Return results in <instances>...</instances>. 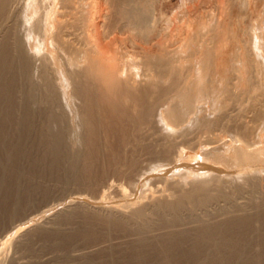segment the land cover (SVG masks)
I'll list each match as a JSON object with an SVG mask.
<instances>
[{"label": "bare ground", "instance_id": "bare-ground-1", "mask_svg": "<svg viewBox=\"0 0 264 264\" xmlns=\"http://www.w3.org/2000/svg\"><path fill=\"white\" fill-rule=\"evenodd\" d=\"M11 1L15 0H0V16L7 14L8 20L14 22L13 25L19 35L13 45L14 62H11L16 66L13 69H18L20 77L17 79L26 83V87H20L18 93L21 101L25 102L22 103L27 107L35 111H39L36 110L38 107H43L47 129L54 138L53 142L57 145L61 143L59 136L63 128L60 122L64 119L69 124L76 142L72 153V157L75 158L81 155L80 150L84 146L88 148L90 145L89 148L92 147L93 150L97 148L101 135L99 132L97 133L99 135L95 134L97 129L104 132L101 135L104 140L113 137L117 139L116 141L119 140L121 145H124L129 138L141 145L143 138L154 137L156 143L152 144L151 151L153 154L155 152L156 157L150 161V165H153L150 167L152 171L147 172L164 170L168 173L162 176V180L159 178V182H164L163 188L157 190L158 186L155 187L157 189H153L149 203L144 206L123 212L91 206L89 203V205L81 202L73 203L71 200L73 204L69 202L70 206L61 210L63 213H89L102 217L106 223L114 221L115 225L131 220L134 224H140L138 230L135 229L136 235L141 239L150 240L163 235L164 232L156 234L157 230V232L166 230L164 238L167 240L174 234L181 237L189 235L192 231L203 234L202 238L204 235H210V232H214L212 233L214 235L218 234L220 238L221 235L215 231L221 228L214 229L218 226L216 225L218 220L226 222L225 228L230 226L238 228L253 216L264 218V53L260 52L262 48L255 47L258 45L253 46L263 54L259 56V53H253L256 51L251 53L246 48L251 42L245 41L246 44L241 41L239 49L241 63L232 72L234 78H228L234 83L218 78L220 70H217V66L215 77L210 78L209 75L206 80L205 76L208 72L210 74L211 67L222 62V59L210 55L209 50L215 47L212 45L214 40L201 38L198 43L194 44V42V46L191 47L193 49L189 48V50L190 44L186 48L188 42L178 48H174L176 41H172L173 43L167 41V44L160 42L154 45L158 51L156 55L151 54L154 50L151 49L152 47L149 49L142 47L141 55H135L127 50L124 40H121L120 48H112L119 38L111 37L113 32L110 33V30L115 29L114 31H118L117 33L121 35L124 28L139 31L144 27L152 29L155 27L152 18L148 19V14H145L144 6L139 7L142 5V0H18L15 11L11 10V6L10 9L8 7ZM104 6L107 10L103 8ZM65 9L70 11L68 16L72 17L73 23L70 26L80 30L78 33L80 39H69L73 31L67 33L65 21H61L65 17ZM29 10L31 13L27 16L26 11ZM117 18L124 20L125 25L117 26L119 25H116ZM3 22L6 23L5 20ZM105 30H108V34ZM101 31L104 32V37ZM143 39V44L147 45V38ZM2 40L3 38H0V43ZM214 44L216 45L217 42ZM138 46L135 42H131L132 48ZM246 58L250 59V64L246 63ZM141 66L139 70L137 67ZM256 90H261L260 96L263 99L260 97L262 100L259 104H253L249 110L246 109L249 120L241 123V117H239L240 121L238 118L228 119L229 105L243 98L251 99L252 94H257ZM239 102L241 104V101ZM237 110L241 111V109ZM29 111L28 109L27 112ZM226 118L229 123L227 126L232 122L235 124L232 129L236 136L230 139L227 137L229 140L222 141V136H213L211 132L209 135L213 137H207L206 140L198 138L200 142L198 141L197 148L199 147L198 150L202 152L203 157V166L198 169L199 175L197 173L191 175L187 172L171 175L168 168L178 158L179 153L176 150L179 146L190 145L192 140L190 137L194 133L222 128L224 126V124L221 126L222 121ZM243 118L245 117L242 116V120ZM95 119L102 120V124L105 122L104 126L99 125L97 128L99 122ZM255 122L259 126L249 128L251 123ZM254 130L256 136L247 134V131L254 133ZM89 156L92 158V155ZM67 169L75 175L77 163L71 164ZM155 179L154 184H161L155 183ZM149 184L151 183L148 182V186ZM120 186L115 187L110 184L106 191L115 187L116 192H124ZM146 200L148 201V198ZM224 217L228 223L223 221ZM187 219L190 222H186ZM38 223L31 226L25 223L17 227L23 232L18 239L16 238L14 244H23L28 236L36 231L56 233L52 232L57 229L53 228L56 225L53 224V220L43 222L44 224ZM160 224L165 225L161 227ZM219 238L217 240H220ZM203 239L206 240L207 237ZM145 241H139V246H147ZM6 244V240L0 242V254ZM21 264L29 263L22 260Z\"/></svg>", "mask_w": 264, "mask_h": 264}, {"label": "rangeland", "instance_id": "rangeland-1", "mask_svg": "<svg viewBox=\"0 0 264 264\" xmlns=\"http://www.w3.org/2000/svg\"><path fill=\"white\" fill-rule=\"evenodd\" d=\"M15 1H11L10 3L13 4L9 3L8 5V7L11 6V10H16V7H18V0L16 4ZM142 1V5L140 4L141 6L139 7L144 6L143 9H146L144 11L145 14H148V19L152 18L155 22L154 30L149 27H144L139 29V31L137 29L132 31L130 28H124L123 34L120 35L117 33L118 31H114L115 29L111 31L106 28L110 30V33L113 32L110 35L111 37L119 38V43L116 42L117 44L115 43L112 48H120V42L124 40L127 50L135 55H141L142 47L144 49L152 47L151 49L154 50H152L151 54L156 55L158 51L155 48V44H160V42L161 44L163 42L167 44V41H176L177 44L174 48H178L188 42L186 48L190 44L188 46L189 50L201 38L214 40V43L217 42V44H212L215 46L214 48L210 45L212 48L209 50L210 55L220 60L222 59V62L220 65L215 64L214 67H211L210 74L208 72V75L205 76L206 80L209 75L210 78L215 77L217 70H220L217 77L223 80L227 79L230 82L234 78L232 72L241 63L239 51L241 41H246L247 43L254 41L252 47H250L251 43L250 46L245 43L253 49L255 47L262 48L263 51L261 49L260 52L264 53V0ZM103 8L107 10L106 6ZM29 11H26L27 16L31 13ZM65 11V14L63 13L65 17L61 21H65L67 33L73 31L69 39H80L78 36L80 30L77 27L74 28L75 26H70L73 23L72 17H69L70 11L68 10L69 13L67 9ZM0 18L2 19H0V38H3V43H0V49H2V51L0 50V242L5 240L7 242L0 254V264H19L20 262L22 263V260L29 264H264V218L260 219V216L249 218L244 224L245 226L241 225L238 228L235 226L225 228L227 226L226 222L218 220V224L216 223L218 225L216 226L217 228H212L215 230L221 228L222 230L215 232H218L222 238L221 236L219 238L218 234L215 233L216 236L212 234L214 232H210V235H208L211 238L208 235H204L207 237V242L203 239L206 237L203 236L202 238L203 234L200 235L198 231L195 233L192 231L189 235H185L186 237L181 236L182 238L174 234L167 240L164 238L166 230H160L159 232L157 230L156 234L164 232L163 235L156 237L155 240L141 239L140 236L136 235L137 232L135 231V229L138 230L137 228H139L140 224L138 225L135 222L136 225L131 220L127 221L128 223L124 222V224L117 222L118 224L115 225L116 222L114 221L106 223V220L104 221L102 217L93 216L89 213H63L62 211L66 207L68 208L71 202L89 203L91 206L111 208L123 212L144 206L149 203V197L154 192L153 189L158 188L157 190H159L163 188L164 185L162 184L164 182H159V178L162 180V176L168 173L164 170L152 173L147 172L152 171L150 167H153V165H150V161L153 157H156L154 156L156 155L155 152L153 154V151H151L153 150L151 146L156 143V139L147 135L146 139L143 138L141 145L140 143L137 144V141L135 143L131 138H129L130 140L127 138L128 140L124 141V145H121L119 144L120 141H116L117 139L113 137L109 140H104L101 137L104 132L97 129V131L95 130L96 133H94L96 135L101 134L97 144L98 150L96 148L94 151L92 147L89 148L90 145H88V148L84 146L87 149L83 147L80 150L81 155L75 158V156L72 157V153L75 150L76 142L72 136L69 124L64 119L60 122V126L63 128L59 136L61 143L58 145L54 143V138L50 136L51 133L47 129L43 107L40 106L36 109L39 111H35L27 107L24 101H21L18 92L20 87H26V83L19 82L17 79L20 77L18 76V69H13V67H16L13 63V45L19 35L13 25L14 22L10 19L8 20L7 14H1ZM117 19L116 25L119 24L117 26L125 25L124 20ZM108 30H105L107 34ZM103 31H101L102 37H104ZM143 38H147L148 46L143 44ZM131 42H135L139 46L132 48ZM169 42L168 44H170ZM255 42L257 43L255 44ZM254 45L258 46L253 47ZM248 46L246 48L251 53L253 51H256L253 53H259L255 49L251 50ZM170 49L172 50L173 48ZM260 55L263 54L259 53ZM249 61L250 59L246 58V63L250 64L251 61ZM216 66L217 70L215 69ZM137 68L140 70L142 66ZM228 78H232V81ZM256 91L259 94V98L254 93L255 96L252 94L251 99L243 98L230 104L227 109L230 115L227 118L231 120L238 118L239 120V117H241V121L239 120L241 123L245 120L248 121L247 110L253 104H259L263 99L260 96L261 90ZM239 101H241V104ZM250 103L252 104L250 105ZM28 109L30 110L29 112H27ZM237 109H241V111ZM242 116L245 117L243 118L244 120H242ZM227 118L222 121L221 126L224 124V128L191 134L190 145L179 146L176 150L179 156L178 158L175 156L178 160L174 158L175 163L168 168L171 171V175L176 173L186 174V172L191 175L192 173L199 175V167L203 166V157L201 156L202 152L198 150L199 147L197 148L198 141L206 140L207 137L212 135L222 136V141H227L230 137L236 136L234 129H232L235 124L232 122L229 125L231 127L227 126L229 124L226 121L228 120ZM95 121L100 123H97L98 125L95 124L97 128L99 125L104 126L105 122L102 124V120L98 121V119H95ZM254 124L251 123L249 128L253 126L257 128L259 126L256 122ZM239 126L241 127V125ZM219 129L221 131H218ZM249 131H247L249 136L251 134L256 136L255 130L254 133ZM98 132L99 134H97ZM209 133L212 135H209ZM194 147L195 149H193ZM89 155H92V158L95 156V158L92 159ZM86 160L90 162L88 163ZM74 163H77L75 175L67 169ZM154 179L155 183L161 184H154ZM148 182L151 183L149 184L150 186H148ZM110 184L115 187L121 185L120 187H122L124 192H116L115 187L114 189L110 188L107 192V187ZM104 190L106 193H104ZM144 190L147 191L144 192ZM146 198H148V201ZM67 202L69 205H67ZM54 216L56 217L54 218ZM224 218L223 221H227L226 217ZM47 219L50 220L48 221ZM51 219L53 224L56 223L53 228H60V230L58 229L59 231L57 229L52 231L56 233L36 231L31 233L23 244H14L23 232L17 227L25 223H27V226L34 225L37 222L42 224L43 222L52 221ZM186 222L190 221L187 219ZM164 225L160 224L159 226L164 227ZM160 237L163 238V241H161ZM218 238L220 240H217ZM139 241L147 242V246H139ZM160 243L162 246H160ZM167 244L168 246L166 247Z\"/></svg>", "mask_w": 264, "mask_h": 264}]
</instances>
